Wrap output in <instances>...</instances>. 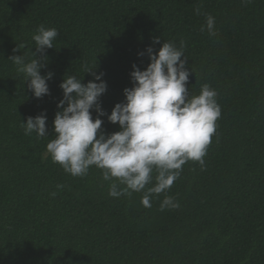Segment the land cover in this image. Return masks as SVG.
Segmentation results:
<instances>
[{
  "label": "trees",
  "instance_id": "16d2710c",
  "mask_svg": "<svg viewBox=\"0 0 264 264\" xmlns=\"http://www.w3.org/2000/svg\"><path fill=\"white\" fill-rule=\"evenodd\" d=\"M40 25L59 35L41 69L54 73L51 94L36 98L8 57L36 59ZM181 40L190 94L208 84L221 107L203 168L189 160L145 208L143 192L109 196L102 169L74 177L52 161L64 77L87 84L86 66L103 72L110 114L126 100L133 64L150 63L146 48ZM18 43L26 47L14 53ZM44 110L49 135H25L22 120ZM102 119L105 133L119 130ZM165 196L179 208L161 211ZM0 264H264V0H0Z\"/></svg>",
  "mask_w": 264,
  "mask_h": 264
},
{
  "label": "clouds",
  "instance_id": "9594fccd",
  "mask_svg": "<svg viewBox=\"0 0 264 264\" xmlns=\"http://www.w3.org/2000/svg\"><path fill=\"white\" fill-rule=\"evenodd\" d=\"M243 3L249 0H242ZM200 14V9H195ZM215 17L206 15V29L210 37H215ZM202 31L205 29L202 28ZM56 28L40 25L32 36L36 44V59L26 62L24 55L8 57L17 73H23L27 87L36 98L50 95L47 83L54 73L41 74L47 65L44 59L47 49L54 48L58 37ZM160 38H154L159 44ZM26 47L18 43L13 52ZM185 41L179 47L165 41L158 51L153 46L146 48L150 63L146 68L133 64L130 73L132 86L124 89L126 100L116 103L110 114L102 107L101 97L107 91L103 72L85 67L92 80L87 84L74 75L64 77L60 88L63 98L57 103L58 111L53 121L55 139L46 145L54 163L60 164L72 176H84L91 166L103 170V179L112 181L109 196H131L141 193V203L151 207V198L166 192L179 178L183 165L189 160L205 166L204 157L216 131V121L221 116V107L216 97L217 91L208 84L201 86L199 95H191L187 87L190 70L186 67ZM37 52L40 56H37ZM144 56L145 51L138 53ZM184 57V59H182ZM193 71V70H192ZM96 112L95 119L93 111ZM118 124L119 130L110 134L102 131V117ZM46 110L36 116L22 120L25 135L36 133L38 137L48 134ZM155 184L146 189L153 181ZM115 178V179H113ZM63 189L64 185H57ZM57 193H50L55 196ZM179 202L172 196H165L161 211L179 208Z\"/></svg>",
  "mask_w": 264,
  "mask_h": 264
}]
</instances>
